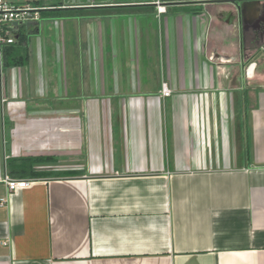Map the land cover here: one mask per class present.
I'll use <instances>...</instances> for the list:
<instances>
[{
    "label": "crops",
    "instance_id": "1",
    "mask_svg": "<svg viewBox=\"0 0 264 264\" xmlns=\"http://www.w3.org/2000/svg\"><path fill=\"white\" fill-rule=\"evenodd\" d=\"M33 2L9 3L123 7L16 25L0 264H264V39L244 50L219 4Z\"/></svg>",
    "mask_w": 264,
    "mask_h": 264
},
{
    "label": "built area",
    "instance_id": "2",
    "mask_svg": "<svg viewBox=\"0 0 264 264\" xmlns=\"http://www.w3.org/2000/svg\"><path fill=\"white\" fill-rule=\"evenodd\" d=\"M164 8H159L158 11L161 13ZM39 19V13L34 11L28 6H15L6 0H0V50L4 46L13 45L17 41V37L20 35V31L16 26L18 22L37 21ZM1 56V53H0ZM1 58V57H0ZM2 62L0 63V71L3 70ZM171 90L169 89L167 83L162 82L160 94L162 97L167 98L171 95ZM7 187L8 194L16 192L20 189L28 188L34 183V180L17 179L12 178L5 174L1 179ZM8 199H2L0 205H6Z\"/></svg>",
    "mask_w": 264,
    "mask_h": 264
},
{
    "label": "flooded vegetation",
    "instance_id": "3",
    "mask_svg": "<svg viewBox=\"0 0 264 264\" xmlns=\"http://www.w3.org/2000/svg\"><path fill=\"white\" fill-rule=\"evenodd\" d=\"M158 3H184V2H194L197 0H159ZM212 2L200 5V6H215L224 5L229 7V12L227 13V19L231 20V25L236 24L238 27L239 39L243 42V49H245L246 43L249 41H254L257 45L260 40L264 39V0H260V12L255 14L253 3L248 0H210ZM195 5V4H186ZM199 5V4H196ZM195 5V6H196ZM236 5L244 6L243 16L237 14ZM1 52V50H0ZM0 63L2 62V55L0 56ZM4 83L5 78L3 72L0 71V121L3 115V93H4Z\"/></svg>",
    "mask_w": 264,
    "mask_h": 264
},
{
    "label": "trees",
    "instance_id": "4",
    "mask_svg": "<svg viewBox=\"0 0 264 264\" xmlns=\"http://www.w3.org/2000/svg\"><path fill=\"white\" fill-rule=\"evenodd\" d=\"M52 13L54 14H59V15H64V14H83L85 13L84 11H65V10H54ZM25 40V37L23 34H20L16 43L13 45H9V46H4L1 49V55H2V67H13V66H19V65H23L26 60H27V56H26V51L25 49L21 48V45L23 44Z\"/></svg>",
    "mask_w": 264,
    "mask_h": 264
},
{
    "label": "water",
    "instance_id": "5",
    "mask_svg": "<svg viewBox=\"0 0 264 264\" xmlns=\"http://www.w3.org/2000/svg\"><path fill=\"white\" fill-rule=\"evenodd\" d=\"M248 1H251L250 3H253V7H254V12L255 14L259 13L260 12V0H248ZM212 1L210 0H197V1H194V2H184V3H160L161 6L164 5V7H174V6H182V5H186V4H199V5H204V4H207V3H210ZM155 5V4H154ZM120 7H123V6H99V7H78V8H73L75 10H86V9H91V10H94V9H112V8H120ZM55 9H41V10H34V11H53ZM236 11H237V14L240 16V18L244 15L243 14V11H244V6H238L236 5ZM18 39V37H17ZM242 44V43H241ZM243 50V49H242ZM245 50V49H244ZM244 64L242 65V68H244Z\"/></svg>",
    "mask_w": 264,
    "mask_h": 264
},
{
    "label": "rangeland",
    "instance_id": "6",
    "mask_svg": "<svg viewBox=\"0 0 264 264\" xmlns=\"http://www.w3.org/2000/svg\"><path fill=\"white\" fill-rule=\"evenodd\" d=\"M8 2H13V3H22V2H25V1H29V5L31 6H35L33 0H7ZM61 2V0H41V4H45V3H57V2ZM31 9H34V8H31Z\"/></svg>",
    "mask_w": 264,
    "mask_h": 264
}]
</instances>
